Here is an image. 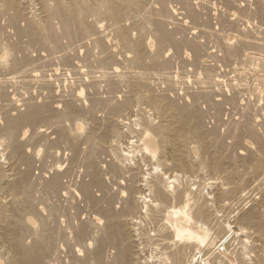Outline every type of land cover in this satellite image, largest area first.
Wrapping results in <instances>:
<instances>
[{
	"label": "bare ground",
	"instance_id": "6f19581e",
	"mask_svg": "<svg viewBox=\"0 0 264 264\" xmlns=\"http://www.w3.org/2000/svg\"><path fill=\"white\" fill-rule=\"evenodd\" d=\"M25 1L0 0V264H264V0H221L222 32L200 0Z\"/></svg>",
	"mask_w": 264,
	"mask_h": 264
},
{
	"label": "rangeland",
	"instance_id": "374dc122",
	"mask_svg": "<svg viewBox=\"0 0 264 264\" xmlns=\"http://www.w3.org/2000/svg\"><path fill=\"white\" fill-rule=\"evenodd\" d=\"M25 1V0H24ZM200 1H205V3L206 4H208V6L209 7H212V14H211V16H210V22H208V24L209 25H211V28H212V26H213V29L214 30H216V31H219V32H222L221 31V29H222V26L220 25H218V22H217V19H216V17H217V15H218V12H219V10H217L216 8L217 7H219V6H221L222 4H220L221 2V0H200ZM207 1H208V3H207ZM251 1V0H250ZM34 3H32V0H29V2H28V0H26L25 2H24V5H26L27 7L29 6L30 7V5H31V8H29L28 7V10L30 9L31 11H33V13L35 14V12L34 11H36V13H37V15L39 14V12H40V7H38V6H40L39 5V3H38V0H34L33 1ZM220 2V3H219ZM253 2V1H252ZM31 3V4H30ZM36 3V4H35ZM32 4H34L33 6H32ZM218 4V5H217ZM220 4V5H219ZM38 5V6H37ZM211 5V6H210ZM38 7V8H37ZM214 8V9H213ZM34 9V10H33ZM36 9V10H35ZM38 9V10H37ZM219 9V8H218ZM38 11V12H37ZM218 11V12H217ZM212 18V19H211ZM104 22V21H103ZM3 23H5V22H3ZM2 23V24H3ZM191 23V22H190ZM190 23H187L186 24V26H182V28L181 27H174V26H172L171 25V27L172 28H176V29H178L179 31H184L183 33H185V32H187V30H186V27L187 26H189V24ZM191 25H193L192 23H191ZM195 25H197L199 28L201 27V28H203V27H206L205 25H202V22H201V24H199V23H195ZM170 26V25H169ZM3 27L5 28V29H7V32H9L10 31V33H12V31H13V29H12V27H8L7 25L5 26V25H3ZM11 28V29H10ZM180 28V29H179ZM10 29V30H9ZM181 29H184V30H181ZM177 30V31H178ZM179 31H178V33L177 34H180L179 33ZM264 31L261 29V35L262 36H264L263 33ZM190 35V34H189ZM201 36H199L198 35V37H196V39L198 40V41H200V42H203L202 44L204 45V46H202V47H206L207 48V46H208V48H207V50L209 51V50H211V51H213V49H215L214 50V52H212V53H214V54H219L220 53V51L218 50L217 51V49H216V45H217V43L216 42H214V41H216L215 40V36L213 35H210V34H207L208 35V37H207V35H205V34H200ZM203 35V36H202ZM12 38V37H11ZM10 38V40L12 41L13 39H11ZM9 41V40H8ZM63 42H65V41H63ZM214 46V47H213ZM23 48H24V46H23ZM206 48H205V50H206ZM37 49H39V48H31V49H28V51L30 50H33V51H31L32 52V54H38L37 52H39V51H42V50H37ZM25 49H23L22 51H19V52H17V54H22L21 52H23ZM27 50V49H26ZM36 50V51H35ZM30 51H29V53H30ZM44 52H45V50H43ZM42 51V52H43ZM210 51V52H211ZM181 51H179V52H176V53H179V54H181V56L180 55H178V56H175L174 55V52L173 53H171L169 56H172V58H174V59H172L171 58V62L170 63H172V64H174L175 63V65H173V67L174 66H176V67H172V65H171V67H169L170 69L169 70H171L172 68V70L171 71H175L176 70V73H177V75H179V76H177L179 79H177L176 78V80H177V83L176 84H180L179 86L178 85H176V87H178L177 88V90H179L180 89V91L182 92V93H186V92H188L189 91V93H191L192 91L191 90H193V92H195L196 90H197V87H198V83H196V81H195V78L196 79H198V78H200V77H203L206 73V71H203V70H205L204 68L203 69H201V66H198L197 64H191V62L192 61H189L188 62V60L191 58L192 59V55L190 54V52H188V51H186V54H188V56H190V57H188L186 54L184 55V53L185 52H183L182 51V53H180ZM31 54V53H30ZM173 54V55H172ZM190 54V55H189ZM187 56V57H186ZM183 57V59H181ZM185 57H186V59L187 60H185ZM170 58V57H169ZM181 60V62H182V64L180 63V61L179 60ZM214 60V61H213ZM184 61V62H183ZM174 62V63H173ZM217 64H215V63ZM220 62V63H219ZM184 63H185V65H184ZM191 65V67L190 68H193V69H190L189 68V64ZM211 63H214V65H212V66H209V67H211V69H212V67L214 68L213 70H215V68H216V70L213 72V73H217V74H220L221 73V69H220V66H219V64H221V61H219L218 60V58H211ZM247 64L249 65V68L252 66V67H254V65H252L253 63H251V61H250V63H248L247 62ZM246 64V65H247ZM185 66L184 68L183 67H181V66ZM189 65V66H188ZM248 65H247V67H248ZM193 66V67H192ZM214 66H217V67H214ZM178 67H180V69H178ZM195 67V68H194ZM219 67V68H218ZM184 69V70H183ZM210 68H209V74H211L212 73V70H211ZM186 70V71H185ZM188 70H189V72H188ZM190 70H191V72H190ZM184 71V72H183ZM194 71H195V74H196V76H195V74H193L194 73ZM197 71V72H196ZM211 71V72H210ZM256 71H257V69H256ZM181 72H183V73H181ZM193 72V73H192ZM202 72H204V73H202ZM181 73V74H180ZM192 73V74H191ZM198 73V74H197ZM258 73H260L259 75H258ZM263 73V71L262 70H258V72H257V74L256 73H252L251 71H250V73H247L248 74V76H247V74H246V77L243 79V83L245 84V88H244V90H242V95L244 96V94H245V99L243 98V101H244V103L247 101V102H250V100L252 99L253 101L255 100V102H252V100H251V102L250 103H256V99H257V104H260V102H261V105H260V107L262 106V105H264V97H262V95L264 94V92L262 91H260V89L259 88H257V86L259 87L260 86V81H261V79L259 80V82H257L258 80L256 79L257 77L255 76V75H257L259 78H261V74ZM191 74V75H190ZM199 74H202L201 76L199 75ZM204 74V75H203ZM250 74V75H249ZM184 75V76H183ZM188 75H190V76H188ZM198 75H199V77H198ZM186 76V77H185ZM194 76H195V78H194ZM206 76V75H205ZM205 76L203 77L204 79H205ZM251 76V77H250ZM76 77H80V76H73L72 74H69V75H64L62 78H61V80H62V83L65 85V83H67L68 81H70V80H72V79H74V78H76ZM182 77H184V78H182ZM189 77V78H188ZM191 77H193V78H191ZM198 77V78H197ZM247 77H249L248 79L249 80H247ZM255 77V81H253L252 82V80H254L253 78ZM186 78H187V80H186ZM181 79H183V80H181ZM188 79H191V80H193V82L191 81V80H188ZM180 80V81H179ZM247 80V81H246ZM250 80H251V82L253 83V85H252V83L250 82ZM257 80V81H256ZM67 81V82H66ZM180 83H179V82ZM191 81V82H190ZM195 81V82H194ZM184 82V83H183ZM188 82V83H190L189 84V87H188V83L186 84V83ZM246 82V83H245ZM249 82H250V84H249ZM257 82V83H256ZM182 83H183V85H182ZM194 83V85L193 86H195V84H196V86H195V88L194 87H192V84ZM249 84V85H248ZM257 84V85H256ZM182 85V86H181ZM185 85V86H184ZM248 85V86H247ZM161 86H163V83L161 84ZM182 87V88H181ZM183 87H184V89H183ZM254 87H256V88H254ZM188 88H189V90H188ZM247 88H249V89H247ZM183 89V90H182ZM257 89H259V90H257ZM187 90V91H186ZM255 90V91H254ZM260 91V92H257V91ZM179 91V92H180ZM186 91V92H185ZM243 91H247L248 93H249V91H250V93H249V95L247 94V92L245 93V92H243ZM254 92V93H253ZM257 93L259 94V96L257 95ZM252 95V96H251ZM260 95H261V97H260ZM187 96V95H186ZM247 96H250V97H247ZM254 96V97H253ZM257 96H258V98L260 99V100H258V98H257ZM247 97V98H246ZM189 98V97H188ZM249 98H251V99H249ZM262 98V99H261ZM185 100H186V97L184 98ZM248 99H249V101H248ZM190 99H188L186 102H188ZM263 100V101H262ZM260 101V102H259ZM259 102V103H258ZM203 104H205V103H203ZM202 104V102L201 103H199V107H200V109L203 111V110H205V113H204V115L206 114L207 115V113L206 112H208V116H209V114H210V112H212L213 114H211L212 115V118H210V116L209 117H207V116H204L203 117V125H205L204 127H207L208 129L207 130H210V129H213L214 131H215V134H216V136H218V141L221 143V145H222V148L224 147V149H223V152L224 153H230V151L228 152L227 150L230 148V150H231V143H232V151H231V153L230 154H232V155H236L235 154V152H237V151H239V150H241L242 148V146H239L240 144L241 145H243V143H244V145L243 146H245V147H250V146H253V144H254V142H252L253 140L249 137V135H247L246 133H244V134H241V137H240V139L241 140H243V141H240L241 143H239V140L240 139H238L237 141H236V135H238V134H236V132H234V137H229V135H227L226 133L224 134V132L222 131L221 132V130H224V131H226V128H224V127H226V121H228V119H229V112L226 110V108L224 107V109H223V107H222V109L221 110H223V112H227V113H222V111L221 112H219V113H216L215 111H211V109L209 108L208 109V107H207V109H205L206 107L205 106H207L206 104L205 105H203ZM256 104V105H257ZM224 105V104H223ZM225 106V105H224ZM253 106V105H252ZM259 107V106H258ZM262 108H264L263 106H262ZM226 110V111H225ZM258 110V109H257ZM264 110V109H263ZM263 110H262V112H263ZM258 112H260V111H258ZM214 113H216L217 115L218 114H220V115H216V117H213V115H215ZM261 113V112H260ZM221 114L224 116V119H225V123H224V119H222L221 117ZM225 114V115H224ZM263 114L264 113H262V116H263ZM227 115V116H226ZM259 115V114H258ZM219 116H221L219 119H218V117ZM235 116H237V115H235ZM227 117V118H226ZM259 118V117H258ZM210 119V120H209ZM220 119H222L223 120V123H222V121L220 120ZM227 119V120H226ZM261 119L262 118H260V121H258V120H256L257 122H256V128H258V129H261V130H263L264 129V124L261 122ZM259 122H261L260 124H259ZM209 123V124H208ZM212 123V124H211ZM214 123V124H213ZM260 125H258V124ZM216 124L218 125L217 127H216ZM261 124H263L262 126H261ZM211 125H215L214 127H212ZM211 127V128H210ZM260 127H263V128H260ZM210 128V129H209ZM206 129V128H205ZM217 129V130H216ZM218 129H221L220 131L218 130ZM211 131V130H210ZM217 131H219V132H221L222 133V135H221V133H217ZM226 135V136H225ZM229 138H228V137ZM236 137V138H235ZM226 138V139H225ZM233 138H234V140H233ZM229 139H231V140H229ZM250 139V140H249ZM221 140H222V142H221ZM224 141V142H223ZM225 141H227V142H229V144H227V142H225ZM232 141V142H231ZM235 141H236V143H237V145L240 147V148H236V149H234V145H235ZM243 142V143H242ZM253 143V144H252ZM234 144V145H233ZM237 145H235L236 147H237ZM228 146H230L229 148H227ZM226 149V150H225ZM234 149V150H233ZM236 150V151H235ZM197 151L198 150H196V155H199L200 154V151L197 153ZM205 157H207V159H209L210 158V155L207 153V155L205 154L204 155ZM104 169V168H103ZM209 171H207V173H208ZM209 174V176L211 175L210 174V172L208 173ZM192 186H195V185H192ZM263 189H264V185H263ZM256 194V195H255ZM257 197L258 198V196H259V193H256V191L254 190V197ZM250 203L249 202H247L246 203V205L248 206ZM245 205V206H246ZM230 234V233H229ZM228 234V235H229ZM230 236V235H229ZM228 236V237H229ZM220 248H222V245L220 246Z\"/></svg>",
	"mask_w": 264,
	"mask_h": 264
}]
</instances>
